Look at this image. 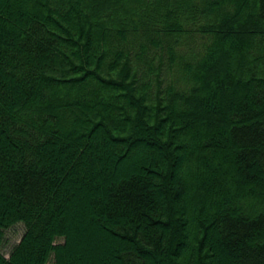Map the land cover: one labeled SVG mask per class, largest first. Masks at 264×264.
Returning a JSON list of instances; mask_svg holds the SVG:
<instances>
[{"label":"trees","instance_id":"1","mask_svg":"<svg viewBox=\"0 0 264 264\" xmlns=\"http://www.w3.org/2000/svg\"><path fill=\"white\" fill-rule=\"evenodd\" d=\"M0 264H264V0H0Z\"/></svg>","mask_w":264,"mask_h":264},{"label":"rangeland","instance_id":"2","mask_svg":"<svg viewBox=\"0 0 264 264\" xmlns=\"http://www.w3.org/2000/svg\"><path fill=\"white\" fill-rule=\"evenodd\" d=\"M25 232V227L22 224L15 225L4 231V244L2 246V253L8 257L12 248L19 243L23 234Z\"/></svg>","mask_w":264,"mask_h":264}]
</instances>
